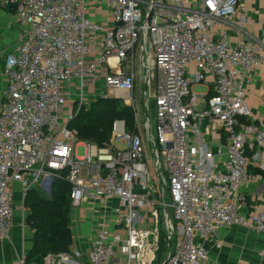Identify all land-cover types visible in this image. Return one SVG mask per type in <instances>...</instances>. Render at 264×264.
Segmentation results:
<instances>
[{"label": "built area", "instance_id": "built-area-1", "mask_svg": "<svg viewBox=\"0 0 264 264\" xmlns=\"http://www.w3.org/2000/svg\"><path fill=\"white\" fill-rule=\"evenodd\" d=\"M3 1L17 5L22 32L7 57L8 85L0 110V238H10L14 185L21 184L25 198L34 186L46 191L66 171L73 207L87 196L120 199L116 223L125 233L100 223L89 264H111L117 250L125 264L152 263L159 248L158 210L152 209L154 226L141 224L159 188L139 132L116 120L111 141L99 146L80 140L71 126L84 106L111 98L123 99L137 121L139 68L134 54L140 43L141 65L154 68L141 101L143 125L159 191L164 197L167 187L179 235L162 264H207V240L232 224L264 232V211L247 216L241 207L242 187L255 181L248 146L252 137L264 141V132L240 119L245 84L264 68V32L252 40L241 36L236 44L226 32L215 34L220 22H231L240 13L242 27L247 16L242 0H105L111 26L90 20V6L98 0ZM191 62L214 75L213 93L200 109L201 96L188 77ZM205 119L222 129L227 140L225 151H219L226 155L223 168L210 174L198 170L195 149L187 143L191 124ZM258 167L264 173V159ZM156 202L164 209L169 206L164 198ZM167 226L171 238L176 228L170 222ZM56 255L46 256L43 264H55ZM59 256L64 264L71 259L68 252ZM21 262L38 264L26 258Z\"/></svg>", "mask_w": 264, "mask_h": 264}, {"label": "crops", "instance_id": "crops-1", "mask_svg": "<svg viewBox=\"0 0 264 264\" xmlns=\"http://www.w3.org/2000/svg\"><path fill=\"white\" fill-rule=\"evenodd\" d=\"M241 5L247 10L246 21L242 24V27L238 26L239 18L241 17L240 13L231 22H220L215 30L216 35L226 32L227 38L232 44H236L241 36H244L247 40L261 38L264 32V0H242ZM109 11V6L105 0L95 1L90 6L89 18L98 25L111 26L113 21L110 18ZM21 32L22 27L16 15V10H13V7L0 0V110L4 101V92L8 85L6 74L7 57L15 51ZM140 54L141 43L134 54L138 60L137 67L139 68V74L136 76V85L142 78H144L145 82L143 96L140 100H138V94L136 93L137 109L141 114V101L146 89V77L152 76L154 68L151 64H147V66L141 65ZM188 77L193 81L192 89L194 86H198L197 93L201 96L196 107L199 109L203 108L205 99L213 93L214 75L205 66L191 62ZM245 89L246 103L240 119L246 123H254L258 132H264L263 67L257 69L253 81L245 84ZM141 121L143 123V116ZM263 142L252 137L251 144L248 146V155L251 157L250 171L255 175V181L245 184L241 189L243 197L242 212L247 216L264 211V173L258 167L259 161L264 159ZM187 143L191 148L195 149V163L200 172L210 174L223 168L226 155L225 153L220 155L219 151L225 149L227 143L226 134L222 129L212 128L209 119H205L200 124L195 122L191 124ZM209 154L212 155L211 158L208 157ZM14 190L16 210L10 238H0V264H22L21 260L26 258L35 243V231L26 222L25 198L22 195L21 184L16 183ZM152 198L156 199L154 195ZM119 204L120 199L117 197L106 200L87 196L78 207L72 208L69 216V225L73 234V243L69 252L71 259L66 264H89L88 256L92 241L96 236L95 228L100 223H104L111 231L125 233L116 223V208ZM152 209L153 207L144 211L145 218L141 227L148 228L151 223L152 225L154 224ZM172 218L176 222L174 213ZM169 227L171 228L170 225ZM207 247L209 253L207 264H264V232L254 227L232 224L222 229L217 236L210 237L207 240ZM76 251H80L83 255L77 257L75 255ZM158 251L159 248L151 264L164 262L165 259L162 260L160 257L159 261H157ZM53 260L55 264H64L59 254ZM111 264H125V257L119 250L116 251L115 258Z\"/></svg>", "mask_w": 264, "mask_h": 264}, {"label": "trees", "instance_id": "trees-1", "mask_svg": "<svg viewBox=\"0 0 264 264\" xmlns=\"http://www.w3.org/2000/svg\"><path fill=\"white\" fill-rule=\"evenodd\" d=\"M116 120H124L128 131L138 132L134 109L119 98L99 99L88 108L83 107L71 126L78 131L80 140L105 146L111 141ZM66 173L59 172L55 177L50 196L37 186L27 191L24 200L26 222L35 231V243L26 256L27 262L43 264L46 256L71 250L73 234L69 216L73 208L72 186L66 179ZM166 242L168 240L160 239L159 248L167 249L168 254Z\"/></svg>", "mask_w": 264, "mask_h": 264}, {"label": "rangeland", "instance_id": "rangeland-1", "mask_svg": "<svg viewBox=\"0 0 264 264\" xmlns=\"http://www.w3.org/2000/svg\"><path fill=\"white\" fill-rule=\"evenodd\" d=\"M138 82H139L138 85H136V93L138 94V100H140L142 98V96H143V91H144V88H145L144 78H142ZM152 84H153L152 85V89H155V86H154L155 85V79L152 81ZM197 88H198V86L197 87L196 86L193 87V91L196 92V93L198 92ZM121 101L124 104V100L121 99ZM89 106L90 105H86L84 107L88 108ZM66 113H68V111ZM141 118H142V116L139 113L138 123H137V130H138V132H139V134H140V136L142 138V141H143V145H144V149H145V155L144 156H145V159L147 160V162L149 164L150 172L153 175V181L157 185L159 190H161V187H160V185L158 183L156 171H155V165L151 162V151H150L151 142L147 138V130H146L145 125H143V123L141 121ZM154 133H155V131H154ZM77 155L80 156V157L84 155V147L83 146L78 147ZM37 187H40V186H37ZM159 190L154 193V196L156 197V199L154 200V203H153V209L156 208L158 210V214H159V224H158V226H159L160 239L161 240L162 239L168 240V242H166V245H167V247H169V251L168 252H170V251H172L175 248V246H176V244H177V242L179 240V235H178V232H177V222H175L173 220V218H172L173 213H174V209L171 206L172 200H171V197L169 195V192L167 191V187L165 186L166 193L164 194V197H163L162 192H160ZM162 198H164L165 202L169 205L166 209H163L160 206L155 207V204H157L156 200H161ZM166 213H168V215L170 217L166 216ZM169 222L172 223L173 226L176 228V233L171 238H168L169 237V230H168L167 224ZM151 226H152V223H151ZM166 250H164L160 246L159 251H158V255H157V258H158L157 261H159V257L162 260H164L166 258V256H167ZM156 264H157V262H156Z\"/></svg>", "mask_w": 264, "mask_h": 264}, {"label": "water", "instance_id": "water-1", "mask_svg": "<svg viewBox=\"0 0 264 264\" xmlns=\"http://www.w3.org/2000/svg\"><path fill=\"white\" fill-rule=\"evenodd\" d=\"M9 6L13 7V10H16V7H17L16 4H10ZM79 112L77 113V115L79 114ZM45 189H46L47 194L50 196L51 195V191H52V186H46Z\"/></svg>", "mask_w": 264, "mask_h": 264}]
</instances>
